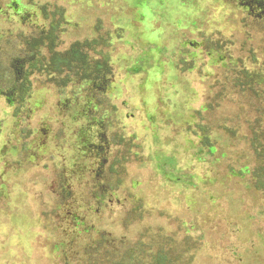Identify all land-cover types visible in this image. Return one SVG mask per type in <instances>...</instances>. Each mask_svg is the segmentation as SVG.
Instances as JSON below:
<instances>
[{"label":"rangeland","instance_id":"rangeland-1","mask_svg":"<svg viewBox=\"0 0 264 264\" xmlns=\"http://www.w3.org/2000/svg\"><path fill=\"white\" fill-rule=\"evenodd\" d=\"M0 264H264V0H0Z\"/></svg>","mask_w":264,"mask_h":264}]
</instances>
